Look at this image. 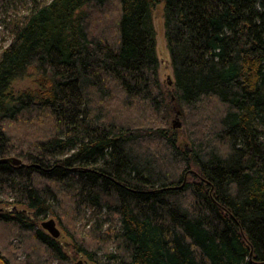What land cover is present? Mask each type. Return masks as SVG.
<instances>
[{"label": "trees", "instance_id": "obj_1", "mask_svg": "<svg viewBox=\"0 0 264 264\" xmlns=\"http://www.w3.org/2000/svg\"><path fill=\"white\" fill-rule=\"evenodd\" d=\"M9 28L0 228L41 253L15 264L69 261L45 215L92 264H264V0H33Z\"/></svg>", "mask_w": 264, "mask_h": 264}, {"label": "rangeland", "instance_id": "obj_2", "mask_svg": "<svg viewBox=\"0 0 264 264\" xmlns=\"http://www.w3.org/2000/svg\"><path fill=\"white\" fill-rule=\"evenodd\" d=\"M41 1L45 3H49L51 0H41ZM32 2L33 0H0V52L5 48H7L12 41L11 29L9 28L10 21H12L15 17H19L22 16L23 14H26L30 10L32 6ZM153 22L156 30L157 53L160 60V69H159L160 80L164 86H168L171 89L172 84L170 85V82L173 81L174 75H173L171 56L165 38L162 5L157 7V9L155 10L153 14ZM35 79H36L35 75L32 74L31 72L27 74L26 77L15 81L13 83V89H15L16 92H20L27 89H36L37 84L35 82L36 81ZM165 90L168 89L166 88ZM174 112L175 115L171 120L172 125H174V122L177 121L181 123L182 127L180 129H182L184 122L182 121V118L181 116H179V114L176 117V114L179 112L176 106L173 109V114ZM188 136H189V131L184 126V130L182 129V131L180 132V138L184 143H186V141L188 140L187 139ZM21 165H23V162ZM15 166H20V165H15ZM9 203H13V198L12 199L10 198V194H4L3 192H0V208L5 210L9 209L10 207H12ZM50 219H54L56 221L57 227L61 231V236L58 238V241H60V243L64 247L65 252L68 253L70 257L69 261L63 264H76L80 260H83L85 264H92L83 254L76 253L74 249L73 241H71L67 232H65L66 230L63 227L62 223L59 220H57L55 217L51 215L43 216L42 220L39 222V226L41 227V229H42V223ZM62 220L65 224L70 223L65 218H63ZM10 231L11 228H5V227L0 228V245H2L0 246V254H2L4 257L7 256L10 260L7 258L6 259L7 261H9L10 264H15V262L24 263L29 258L30 252H32L33 254L35 253L41 254L40 249L34 244V242L31 239L25 241L22 240L21 237L19 236L16 237L13 236L14 238L12 237L10 240H8V235ZM29 245L33 246L34 252L29 248ZM3 248H7V251L4 253H3ZM47 259L48 260L44 264H60L54 258L48 257ZM0 263L4 264V262H2L1 260Z\"/></svg>", "mask_w": 264, "mask_h": 264}, {"label": "water", "instance_id": "obj_3", "mask_svg": "<svg viewBox=\"0 0 264 264\" xmlns=\"http://www.w3.org/2000/svg\"><path fill=\"white\" fill-rule=\"evenodd\" d=\"M172 83H173V81L170 82V85ZM173 126H174V128H181L182 127L181 123H179L177 121L174 122ZM2 162H10L14 165H21L22 164V161L18 158H15V157L0 160V163H2ZM42 228L55 239H58L61 236V231L57 227V223L54 219L44 221L42 223ZM76 264H85V262L83 260H80Z\"/></svg>", "mask_w": 264, "mask_h": 264}]
</instances>
